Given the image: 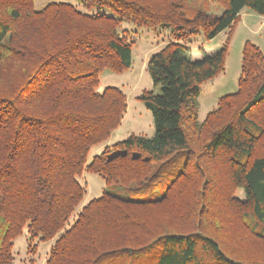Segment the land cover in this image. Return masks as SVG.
Listing matches in <instances>:
<instances>
[{
    "label": "trees",
    "instance_id": "trees-1",
    "mask_svg": "<svg viewBox=\"0 0 264 264\" xmlns=\"http://www.w3.org/2000/svg\"><path fill=\"white\" fill-rule=\"evenodd\" d=\"M209 1L220 16L187 0H0V264L24 232L31 253L51 242L45 264H264V52L245 42L237 90L200 120L229 38L200 59L186 46L245 7L264 16V0ZM123 22L172 37L146 62L159 91L137 95L154 135L106 143L127 110L120 87L98 90L102 70L133 64ZM86 171L106 185L78 208Z\"/></svg>",
    "mask_w": 264,
    "mask_h": 264
},
{
    "label": "rangeland",
    "instance_id": "rangeland-1",
    "mask_svg": "<svg viewBox=\"0 0 264 264\" xmlns=\"http://www.w3.org/2000/svg\"><path fill=\"white\" fill-rule=\"evenodd\" d=\"M49 1L52 0H35V4L40 8ZM67 1L77 3V0ZM187 7L193 11L202 10L216 16H220L224 11L219 4L209 0H187ZM123 25L132 27L134 30L131 31L136 40L133 47V64L129 69L121 72L102 70L98 85L100 91L109 85L118 86L127 95V110L124 118L106 143L122 140L132 133L154 135L152 112L137 98V95L144 89L159 91V86H154L146 69V62L153 52L163 47L172 37V30L161 26L144 27L137 26L132 22H123ZM228 38L225 70L201 85L198 96L200 120H203L207 113L217 106L220 96L237 90L245 42L250 41L257 44L264 52V16L245 7L231 27L221 31L212 39H206L201 34L189 37L186 46L193 59H200L204 52L218 50ZM103 146L104 143L93 146L88 154V159L99 152ZM80 179L86 184L87 192L78 208L89 199L101 195L106 185L105 180L93 172H84ZM236 195L243 197V189H237ZM27 246L26 232L14 239L15 264H45L51 242H40L35 253L29 252Z\"/></svg>",
    "mask_w": 264,
    "mask_h": 264
}]
</instances>
